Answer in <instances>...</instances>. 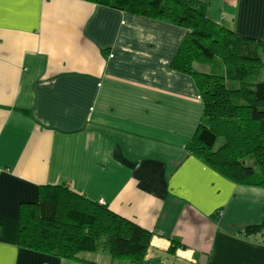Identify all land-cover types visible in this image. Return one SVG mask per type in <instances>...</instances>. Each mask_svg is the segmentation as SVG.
<instances>
[{
    "label": "crops",
    "instance_id": "crops-1",
    "mask_svg": "<svg viewBox=\"0 0 264 264\" xmlns=\"http://www.w3.org/2000/svg\"><path fill=\"white\" fill-rule=\"evenodd\" d=\"M195 1L264 42V0ZM187 33L94 0H0V264H133L20 246L21 206L60 184L145 230L142 264H264V232L246 233L264 187L187 149L208 125L194 79L171 67Z\"/></svg>",
    "mask_w": 264,
    "mask_h": 264
},
{
    "label": "trees",
    "instance_id": "trees-1",
    "mask_svg": "<svg viewBox=\"0 0 264 264\" xmlns=\"http://www.w3.org/2000/svg\"><path fill=\"white\" fill-rule=\"evenodd\" d=\"M94 1L188 31L171 67L194 79L208 125L198 128L187 149L235 182L264 187V81L258 79L264 42L238 37L201 14L195 0ZM198 63L211 70H196ZM40 190L38 202L21 206L20 246L68 260L102 250L144 262L150 238L145 230L65 184ZM262 232L264 222L246 229L248 235Z\"/></svg>",
    "mask_w": 264,
    "mask_h": 264
},
{
    "label": "rangeland",
    "instance_id": "rangeland-1",
    "mask_svg": "<svg viewBox=\"0 0 264 264\" xmlns=\"http://www.w3.org/2000/svg\"><path fill=\"white\" fill-rule=\"evenodd\" d=\"M203 65H206V64H203ZM196 67H195V69L196 70H202V71H205V68L206 67H208L207 69H209V65H206V66H204L203 68H201V67H198L197 66V64L195 65ZM213 68H215V69H217V67L216 66H214ZM260 81H264V68L261 70V72L259 73V78H258ZM222 143V140L221 139H219L218 140V142H217V146H219L220 144ZM99 252V251H98ZM100 254H104V255H107V253H103V252H99ZM86 257H88V256H92V254H90V253H85L84 254Z\"/></svg>",
    "mask_w": 264,
    "mask_h": 264
},
{
    "label": "built area",
    "instance_id": "built-area-1",
    "mask_svg": "<svg viewBox=\"0 0 264 264\" xmlns=\"http://www.w3.org/2000/svg\"><path fill=\"white\" fill-rule=\"evenodd\" d=\"M99 203H100V204H104V201H103V200H100Z\"/></svg>",
    "mask_w": 264,
    "mask_h": 264
}]
</instances>
